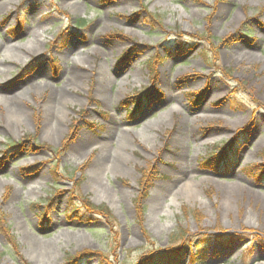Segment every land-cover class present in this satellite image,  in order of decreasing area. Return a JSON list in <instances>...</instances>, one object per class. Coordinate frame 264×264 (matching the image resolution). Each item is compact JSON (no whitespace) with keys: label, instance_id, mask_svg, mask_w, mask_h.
<instances>
[{"label":"rangeland","instance_id":"rangeland-1","mask_svg":"<svg viewBox=\"0 0 264 264\" xmlns=\"http://www.w3.org/2000/svg\"><path fill=\"white\" fill-rule=\"evenodd\" d=\"M173 249L264 264V0H0V264Z\"/></svg>","mask_w":264,"mask_h":264},{"label":"trees","instance_id":"trees-1","mask_svg":"<svg viewBox=\"0 0 264 264\" xmlns=\"http://www.w3.org/2000/svg\"><path fill=\"white\" fill-rule=\"evenodd\" d=\"M153 21H154V19H153ZM145 94H146V92L145 93H141L139 96L143 97ZM229 146H231V143L230 144H224L223 148H222V151H224V152H221L220 154L210 153V154H208V158L207 159L211 162V161H213L215 159L217 161L218 160L221 161L222 159L226 158L227 156L230 157V155L227 154V152L225 151L227 149V147H229ZM143 185H144V182L142 183V186ZM106 213H108V212L106 211ZM6 232H9V231L6 230ZM12 243L15 244L14 241H12ZM178 254L179 253L175 249L170 250V251L168 250V251L160 252L158 255H154V257L149 258L148 261L150 260L149 262H151V261L154 260L153 264H179V261H180L181 257H179Z\"/></svg>","mask_w":264,"mask_h":264},{"label":"bare ground","instance_id":"bare-ground-1","mask_svg":"<svg viewBox=\"0 0 264 264\" xmlns=\"http://www.w3.org/2000/svg\"><path fill=\"white\" fill-rule=\"evenodd\" d=\"M41 37V35L40 34H38V38H40ZM100 71H101V73H102V75H104V76H108L109 77V75H108V73L106 72V71H104V69L103 68H100ZM168 97H170V98H174V96L172 95V94H170L169 93V95H168ZM188 135H189V132H188ZM187 137V135L184 133V134H179V135H177L176 137H175V143L177 144V145H180V146H182V138H186ZM111 138V140L114 138V133H113V129H109V131H108V133L105 135V137H104V140H108L109 141V139ZM89 140H91L92 141V138H90V139H87V136H84L80 141H79V143H78V145L75 147V148H73V152L74 153H82V152H84V146L86 145V142L87 141H89ZM102 149V148H101ZM86 155H87V153H85ZM183 175H182V177L183 176H185V173H182ZM84 236H86V237H88L86 234H84Z\"/></svg>","mask_w":264,"mask_h":264}]
</instances>
